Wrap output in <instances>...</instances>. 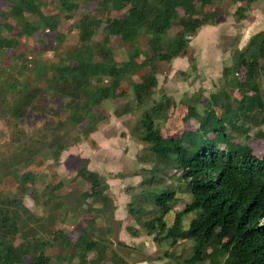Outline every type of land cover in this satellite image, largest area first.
<instances>
[{
	"label": "rangeland",
	"instance_id": "374dc122",
	"mask_svg": "<svg viewBox=\"0 0 264 264\" xmlns=\"http://www.w3.org/2000/svg\"><path fill=\"white\" fill-rule=\"evenodd\" d=\"M37 1L45 19L37 21L33 33L17 36L15 32L21 29V22L7 14L13 0H0V44L8 38L16 43L12 47L0 45V221L11 225L4 226L8 229L5 232L0 230L1 240L12 245L25 244L32 254L34 242L49 241L52 230L61 229L65 238L74 242L80 236L78 228L89 221L86 227L89 237L105 244L127 263L158 264V258H166L163 255L166 249L181 258L188 256L191 241L177 239L180 242L170 248L168 241H154L155 229L151 234L145 233L141 222L147 215L136 221L127 213L130 205L136 206L138 198H145L159 185L178 183L173 169L162 170L140 139L138 121L142 111L164 94L174 106H169L164 120H156L154 124L162 135H176L197 126L195 119L183 118L188 106L200 116L211 93L224 91L231 103L238 99L240 91L233 86V75L230 72L222 75L221 71L224 66H231L232 52L244 39L241 35L264 28L262 18L256 25L250 18L252 12L264 16V0L247 4L241 0H211L203 11L218 14L196 29L183 54L157 65L156 85L142 104H136L131 83L146 70L122 76L116 90L119 94L83 113L79 124L68 118L69 95L57 88L52 74L58 65L74 64L76 27L82 15L90 13L103 19L106 15L119 16L120 12L105 13L95 0H74L76 8L69 12L60 9L57 0ZM27 19L34 20L35 16ZM46 19L47 26L43 23ZM102 25L90 42L93 61H124L132 44H123L114 35L108 36L103 44L107 59L101 56L96 43L103 39ZM179 29L177 25L171 26L167 37ZM135 45L144 49V37ZM243 71L237 73L239 80L243 79ZM259 76L264 101V76L261 72ZM109 80L103 76L92 84L99 87ZM36 87L39 92L32 98V89ZM25 100L23 114L13 113V108ZM214 110L219 113V109ZM240 123L241 120L237 124ZM242 127L246 130L236 135V141L249 145L257 157H264V139L256 135L264 130V122L246 120ZM80 160L103 177L106 192L111 193V211L100 213L97 204L81 195L88 190V184L75 175ZM148 177H158L157 184L149 185ZM176 195L164 215L166 226L186 200L183 192ZM194 214L182 217L183 227ZM125 241L135 244L128 245ZM44 252L49 257L48 264H91L89 259L93 257L89 251L85 254L87 260L81 263L72 248L54 241L44 246ZM23 260L28 263L29 255L23 256ZM101 264H112L109 256Z\"/></svg>",
	"mask_w": 264,
	"mask_h": 264
},
{
	"label": "trees",
	"instance_id": "16d2710c",
	"mask_svg": "<svg viewBox=\"0 0 264 264\" xmlns=\"http://www.w3.org/2000/svg\"><path fill=\"white\" fill-rule=\"evenodd\" d=\"M95 1L105 13L120 12V15H106L103 19L90 13L82 15L76 27L74 64L58 65L52 74L57 88L69 95L68 118L74 124H79L83 113L93 106L119 94L116 90L122 76L146 70L131 83L136 104H142L156 85L157 65L183 54L196 29L218 14L203 11L211 0ZM241 1L247 4L253 0ZM57 3L65 12L74 10L77 5L74 0H57ZM7 14L21 22V29L15 32L17 36L33 33L37 21L45 19L37 0H13ZM32 15L35 19L28 20ZM43 23L47 26V19ZM102 23L104 36L96 43L101 56L105 55L103 44L108 36L114 35L121 43L132 44L124 61H93L90 42ZM173 25L180 29L167 37V31ZM141 37L145 39L144 49L135 45ZM0 45L12 47L16 43L8 38L2 39ZM260 59L264 60V30L252 34L242 48L232 52L231 66L222 68V75L229 72L233 75V86L240 91L239 98L231 103L224 91H218L209 95L200 116L192 106L186 108L183 118L195 119L197 126L194 130H183L176 135L160 133L154 122L164 120L169 106H174L164 94L141 113L138 121L140 139L147 144L162 170L173 169L178 183L159 185L145 198H138L136 206L130 205L127 213L136 221L147 215L141 226L146 234L156 230L152 237L154 241H168L170 248L177 239L192 242L190 254L184 258L172 254L171 249L164 250L163 255L172 264H264V157H257L249 145L236 141V135L246 130L242 127L246 120L264 122V101L258 81L260 72L264 76V62L259 63ZM241 69L244 70L243 79L239 80L237 73ZM103 76L109 77V82L94 87L92 81ZM38 89H32V98ZM26 103L27 100L19 102L13 113L22 115ZM214 109H219V113L216 114ZM240 120L241 123L237 124ZM256 135L264 139V130L257 131ZM79 162L75 175L88 184V190L82 191L81 195L97 204L100 213L111 211L113 204L103 177L88 169L83 160ZM157 178L148 177L146 181L154 186ZM178 191L186 196L185 203L174 212L171 224L166 226L164 215L177 199ZM142 201L148 204L144 205ZM190 212L195 214L183 227L181 219ZM88 222L78 228L80 236L74 242L66 239L61 229L52 230L49 241L34 242L32 254L25 244L12 245L1 240V233L0 264H48L44 246L53 241L72 248L81 263L87 260L85 254L92 251L91 264H101L108 256L112 264H129L105 244L89 237ZM4 226L11 225L1 220L0 230L3 232L8 230ZM132 233L135 234L134 230ZM25 255H29L28 263L23 260Z\"/></svg>",
	"mask_w": 264,
	"mask_h": 264
},
{
	"label": "crops",
	"instance_id": "0c3cea01",
	"mask_svg": "<svg viewBox=\"0 0 264 264\" xmlns=\"http://www.w3.org/2000/svg\"><path fill=\"white\" fill-rule=\"evenodd\" d=\"M250 18H251V21H252V24L253 25H256V22L259 20V19H263L264 20V16H261L259 13H256V12H252V16L250 15ZM244 20V19H243ZM242 20V21H243ZM241 21V22H242ZM246 21H247V19H246ZM246 21L243 23L244 25H246ZM247 28H250L249 26L247 27ZM260 30H264V28L263 29H254L253 31H249L245 36H242L241 35V37H242V42L240 41V44L241 45H238V48L237 49H240V48H242L244 45H245V43L247 42V40H248V38L252 35V34H254L255 32H257V31H260ZM242 32H243V30H242ZM242 34V33H241ZM111 193H109V195H110ZM129 240H131V239H129ZM124 242V241H123ZM180 241H176V244H178ZM125 243L126 244H128V245H130V244H132V245H134L135 244V242L133 241V242H131V241H129L128 243L125 241ZM124 243V244H125ZM163 248H164V246H163ZM158 264H172V263H170L169 262V260H168V258L166 257L165 259L164 258H158ZM129 264H132V263H129ZM133 264H135V263H133Z\"/></svg>",
	"mask_w": 264,
	"mask_h": 264
}]
</instances>
